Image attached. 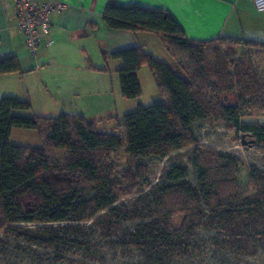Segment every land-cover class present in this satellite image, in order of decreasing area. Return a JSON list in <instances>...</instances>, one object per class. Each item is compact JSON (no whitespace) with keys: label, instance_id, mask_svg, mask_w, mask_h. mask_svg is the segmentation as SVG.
<instances>
[{"label":"trees","instance_id":"16d2710c","mask_svg":"<svg viewBox=\"0 0 264 264\" xmlns=\"http://www.w3.org/2000/svg\"><path fill=\"white\" fill-rule=\"evenodd\" d=\"M102 19L113 30L160 37L178 72L138 47L111 53L122 64L123 98L140 97L145 65L165 98L125 114L115 134L79 115L15 116L30 103L0 99L2 264H257L250 258L264 235V171L250 166L242 185L241 161L201 145L192 126L221 122L264 147V123L242 122L245 109L264 114V68L255 60L264 44L189 40L159 9L109 4ZM13 73L22 74L16 57H1L0 76ZM12 129L37 131L41 146L12 145ZM186 148L194 182L187 167L173 166L119 204L139 190V160ZM105 245L121 255L97 258L94 249Z\"/></svg>","mask_w":264,"mask_h":264},{"label":"crops","instance_id":"0c3cea01","mask_svg":"<svg viewBox=\"0 0 264 264\" xmlns=\"http://www.w3.org/2000/svg\"><path fill=\"white\" fill-rule=\"evenodd\" d=\"M36 1H59L65 9L51 17V45L43 43L31 54L17 27L13 0H0V58L16 57L22 72L0 76V99L12 96L31 105L30 111L13 112L15 116L56 117L64 113L100 122L120 91L117 70L122 64L108 56L138 47L154 57L151 45L162 43L160 37L148 32L108 28L102 15L109 4L167 11L189 40L228 38L264 44V13L256 11L251 0ZM141 72L142 68L137 72L140 87V79H149ZM123 107L128 112L133 109L128 104Z\"/></svg>","mask_w":264,"mask_h":264},{"label":"rangeland","instance_id":"374dc122","mask_svg":"<svg viewBox=\"0 0 264 264\" xmlns=\"http://www.w3.org/2000/svg\"><path fill=\"white\" fill-rule=\"evenodd\" d=\"M152 46V52H154V58L168 65L172 70H176L175 62L172 57L171 52L166 48L164 43L158 42L157 46ZM103 57V56H102ZM258 65L264 68V52L258 53L255 57ZM146 73L149 79L141 80V95L138 99L128 100L123 98L120 91L117 99L113 97L111 108L107 113L101 116L100 122L97 123L98 132L106 134H115V128L117 124L122 121L123 115L127 113L128 109L123 107V105H132L133 112L137 109L138 105L150 106L153 104H163L165 103V98L159 91L152 74L147 65L142 67V73ZM119 87V84H118ZM21 112V111H17ZM242 122L244 123H264V114L259 112H254L252 109H245L242 115ZM193 132L197 141L210 149L217 151H222L225 153L232 154L236 156L242 163V170L240 174V183L245 184L249 167L254 165L259 169L264 171V147L254 144L253 146L243 145L240 135L235 134L232 130L228 129L223 123L213 121V120H200L196 121L193 126ZM250 138L245 137L244 141L249 142ZM12 145L23 146V147H40L41 140L39 134L35 130H21L14 129L11 142ZM192 156V149L186 148L177 152L169 154L163 159L158 158H146L138 161V167L140 171L141 178L139 179V190L137 194L132 198H125L119 201L121 203L133 202L135 197L140 195V193L149 188L150 185L157 183L160 177L167 172L173 166H185L188 170V180L194 182V169L190 164V159ZM124 166V163H121ZM179 219L175 222L179 223ZM104 232V231H103ZM107 240V239H106ZM99 247V246H98ZM94 251H99L97 258L102 257L107 261H113L111 258L117 259L121 255L119 250H109V245H105L104 249H94ZM101 253V254H100ZM114 259V260H115ZM257 264H264V235L259 240V251L258 253L250 258ZM3 260L0 258V264ZM117 263V260H115ZM186 264V263H185ZM187 264H213L211 262L200 260H194L193 263Z\"/></svg>","mask_w":264,"mask_h":264},{"label":"built area","instance_id":"2783aa9c","mask_svg":"<svg viewBox=\"0 0 264 264\" xmlns=\"http://www.w3.org/2000/svg\"><path fill=\"white\" fill-rule=\"evenodd\" d=\"M17 27L20 30L25 47L29 53L45 43L51 45L48 39L51 17L65 9V4L59 1L38 2L36 0H13ZM256 11L264 13V0H251Z\"/></svg>","mask_w":264,"mask_h":264},{"label":"water","instance_id":"95a60500","mask_svg":"<svg viewBox=\"0 0 264 264\" xmlns=\"http://www.w3.org/2000/svg\"><path fill=\"white\" fill-rule=\"evenodd\" d=\"M244 138H245V136L243 135V136H242V144H243V145L253 146V145L256 143L254 139H250L249 142L246 143V142L244 141Z\"/></svg>","mask_w":264,"mask_h":264}]
</instances>
